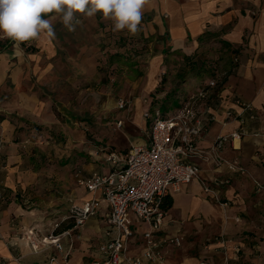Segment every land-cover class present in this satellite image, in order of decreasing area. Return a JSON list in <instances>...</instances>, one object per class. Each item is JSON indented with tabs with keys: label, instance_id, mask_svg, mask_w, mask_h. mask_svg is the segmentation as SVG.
<instances>
[{
	"label": "crops",
	"instance_id": "1",
	"mask_svg": "<svg viewBox=\"0 0 264 264\" xmlns=\"http://www.w3.org/2000/svg\"><path fill=\"white\" fill-rule=\"evenodd\" d=\"M141 23L147 33L161 35L165 45L183 56L204 50L211 37L220 38L225 46L237 49L229 58L218 86L210 89L205 100L209 108L205 118H213L206 120L207 129L199 137L202 148L211 147L220 136L240 130L242 125L237 117L241 108L237 99L253 104L256 113L255 118H247L243 125L247 131L243 138L233 142L229 138L222 143L221 153L227 158L240 159L247 168L245 174H230L229 183L216 185L214 178L226 176L227 172L208 163L202 164L204 177L225 205L207 195L198 181L183 185L171 195L173 205L163 225V233L180 236L182 243L166 245L162 249L164 261H145L144 264H220L224 255L212 241L221 233L233 240L228 249L231 264H264V188L256 184V181L264 184V0H150L143 10ZM4 37L0 34V85L10 70L11 39L5 42ZM218 67L217 64L213 67L210 77L215 75V70L219 71ZM210 77L188 86L184 94L195 93ZM204 107L201 103L198 110L202 112ZM228 112L233 114L231 118H228ZM145 118V131L125 150L107 148L101 162L87 167L86 176L77 173V180L94 172H109L111 165L106 156L111 150L125 152L132 144L146 138L150 120ZM14 136L15 127L11 121L0 119V193L3 194L0 201V264H63L67 251H70L71 264H85V260L93 264L101 259L104 256L102 244L110 238L105 202H102L101 211L84 225L68 227L73 230L63 240L64 251L52 244L43 246L42 238L48 232L31 236L41 245L40 250L33 249L29 230L40 227V221H36L41 219L40 210L38 207L24 208L16 201L17 197L16 200L9 199L8 195L33 184L38 174L23 166ZM78 184L81 189L78 197L72 198L71 205L82 204L93 196L103 199L101 193L89 192L84 185ZM76 228L80 232L75 231ZM190 238L202 242L194 249L190 247ZM183 245L184 248H180ZM142 251V238L139 237L133 242L130 254L139 255ZM53 255L58 256L56 262L50 261Z\"/></svg>",
	"mask_w": 264,
	"mask_h": 264
},
{
	"label": "rangeland",
	"instance_id": "2",
	"mask_svg": "<svg viewBox=\"0 0 264 264\" xmlns=\"http://www.w3.org/2000/svg\"><path fill=\"white\" fill-rule=\"evenodd\" d=\"M80 19L74 32L56 17L55 36L11 39L10 70L0 85V119L14 125L22 164L38 174L8 196L24 208L38 207L40 227L33 229L39 234L68 216L81 189L77 173L86 176L109 147L125 150L145 131L146 111H174L186 89L210 77L216 64L226 71L237 50L211 37L204 50L183 56L143 23L132 35L114 31L99 13ZM73 226L67 220L59 231ZM188 241L194 249L202 242Z\"/></svg>",
	"mask_w": 264,
	"mask_h": 264
},
{
	"label": "built area",
	"instance_id": "3",
	"mask_svg": "<svg viewBox=\"0 0 264 264\" xmlns=\"http://www.w3.org/2000/svg\"><path fill=\"white\" fill-rule=\"evenodd\" d=\"M222 75L223 73L215 70V75L210 77L203 87H199L193 94H188L181 105L170 113L161 114L157 111L153 115L146 111L145 116L150 120L146 138L132 144L125 152L111 150L106 156V161L111 165L109 172H94L78 179L89 192L101 193L103 199L93 196L82 204L73 203L68 216L56 222L44 235L43 246L52 244L58 250L64 251L63 240L73 229L65 228L59 231L62 225L67 220L73 223V227L84 225L101 211L102 202H105V217L110 227V238L102 244L104 256L93 264L162 262V249L166 245L182 243L180 236H168L163 233L168 211L162 207V202L167 196L179 191L183 185L198 181L207 195L225 205L217 190L204 177L202 164L208 163L227 172L226 176L214 178L216 185L229 183L230 174H245L247 168L240 159L227 158L221 153L222 143L229 138L232 142L243 138L247 134L243 125L247 118H255L256 113L253 104L237 99L241 108L237 117L242 125L240 130L220 136L209 148L199 145V137L203 130L207 129L206 120L213 118H205L209 109L205 100L210 89L218 86ZM201 103L205 105L202 112L198 110ZM232 116L233 114L228 112V118ZM119 123L122 124L123 121ZM256 184L264 188L261 182L256 181ZM36 234L34 229L29 230V242L33 249L38 251L41 249L39 240L31 238ZM139 237L142 238V254L132 255V244ZM232 241L224 233L215 236L212 241L224 255L220 264H231L228 249ZM57 258V255H53L50 261L56 262ZM62 263L71 264L70 251L64 254Z\"/></svg>",
	"mask_w": 264,
	"mask_h": 264
},
{
	"label": "clouds",
	"instance_id": "4",
	"mask_svg": "<svg viewBox=\"0 0 264 264\" xmlns=\"http://www.w3.org/2000/svg\"><path fill=\"white\" fill-rule=\"evenodd\" d=\"M150 0H0V34L17 41L36 39L42 32L55 36L52 19L58 17L65 28L75 31L80 17L98 13L110 20L116 32L135 35Z\"/></svg>",
	"mask_w": 264,
	"mask_h": 264
},
{
	"label": "trees",
	"instance_id": "5",
	"mask_svg": "<svg viewBox=\"0 0 264 264\" xmlns=\"http://www.w3.org/2000/svg\"><path fill=\"white\" fill-rule=\"evenodd\" d=\"M25 43V42H24ZM187 95H185V96H183V98L180 100V105H181V103H182V101L185 99V97H186ZM167 107V106H166ZM165 107V108H166ZM157 111H159L161 114H163L162 112H161V108H158V109H156V110H154V111H151V110H149V112L151 113V114H155ZM172 205H173V197L171 196V195H169V196H167L164 200H163V202H162V207L166 210V211H168L171 207H172Z\"/></svg>",
	"mask_w": 264,
	"mask_h": 264
}]
</instances>
